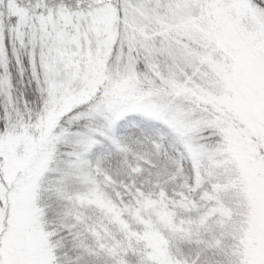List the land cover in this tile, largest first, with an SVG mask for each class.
Instances as JSON below:
<instances>
[{"label":"snow or ice","instance_id":"6c2138e0","mask_svg":"<svg viewBox=\"0 0 264 264\" xmlns=\"http://www.w3.org/2000/svg\"><path fill=\"white\" fill-rule=\"evenodd\" d=\"M0 264H264V0H0Z\"/></svg>","mask_w":264,"mask_h":264}]
</instances>
